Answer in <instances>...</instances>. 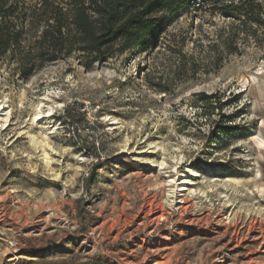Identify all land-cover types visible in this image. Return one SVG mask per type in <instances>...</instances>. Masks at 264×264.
<instances>
[{
  "label": "rangeland",
  "instance_id": "rangeland-1",
  "mask_svg": "<svg viewBox=\"0 0 264 264\" xmlns=\"http://www.w3.org/2000/svg\"><path fill=\"white\" fill-rule=\"evenodd\" d=\"M227 23L0 66V264H264V26L230 53Z\"/></svg>",
  "mask_w": 264,
  "mask_h": 264
},
{
  "label": "trees",
  "instance_id": "trees-1",
  "mask_svg": "<svg viewBox=\"0 0 264 264\" xmlns=\"http://www.w3.org/2000/svg\"><path fill=\"white\" fill-rule=\"evenodd\" d=\"M192 6L228 22L217 37L230 53L252 26H264V0H0V66L9 64L26 78L74 57L88 70L115 52L147 50Z\"/></svg>",
  "mask_w": 264,
  "mask_h": 264
}]
</instances>
